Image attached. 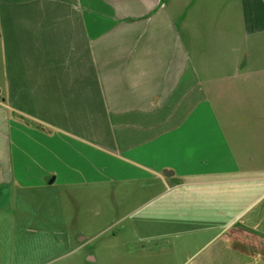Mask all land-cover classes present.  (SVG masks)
Here are the masks:
<instances>
[{
  "label": "crops",
  "instance_id": "1",
  "mask_svg": "<svg viewBox=\"0 0 264 264\" xmlns=\"http://www.w3.org/2000/svg\"><path fill=\"white\" fill-rule=\"evenodd\" d=\"M95 189L138 264H264V0H0L1 230L71 249Z\"/></svg>",
  "mask_w": 264,
  "mask_h": 264
},
{
  "label": "rangeland",
  "instance_id": "2",
  "mask_svg": "<svg viewBox=\"0 0 264 264\" xmlns=\"http://www.w3.org/2000/svg\"><path fill=\"white\" fill-rule=\"evenodd\" d=\"M78 193L79 200L85 198L86 191ZM57 196L60 201L61 198L62 201H66V197H68L70 201L74 202L75 194L60 191ZM42 197L44 196H39V198ZM111 197L113 198V196ZM114 197L118 198L115 194ZM132 197L133 195L127 194L126 202L131 201ZM51 201L58 202L59 200ZM102 202L106 203V198L103 199L100 190L95 189V199L90 203V207L86 212L80 211V218L77 221L74 220L76 225L77 223L80 225V229L86 227L93 233L88 236H86V231L80 233L77 242H73L71 249L50 247L46 245V241L50 239L43 237L39 239L38 235L30 237L31 240L21 238L11 244L8 242L6 233L0 227L2 231H0V264H138V259L135 256L138 248L135 236H138V231L143 233L150 231V221L146 222L150 219V212L146 210L149 206H146L142 211H138V209L127 212L103 211ZM66 214L74 219L72 208L68 209ZM118 214L121 216L119 217ZM115 218H118L116 222ZM109 221L112 224L107 225ZM122 225L126 226L124 230L120 229ZM116 231L121 234H117ZM16 239H18L17 236Z\"/></svg>",
  "mask_w": 264,
  "mask_h": 264
}]
</instances>
